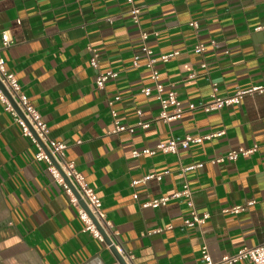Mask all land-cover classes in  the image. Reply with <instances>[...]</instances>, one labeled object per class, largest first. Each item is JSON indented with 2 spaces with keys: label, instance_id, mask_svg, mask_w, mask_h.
Masks as SVG:
<instances>
[{
  "label": "crops",
  "instance_id": "0c3cea01",
  "mask_svg": "<svg viewBox=\"0 0 264 264\" xmlns=\"http://www.w3.org/2000/svg\"><path fill=\"white\" fill-rule=\"evenodd\" d=\"M133 1L142 11L140 25L128 0H0V48L3 34L12 41L1 52L7 69L102 200L132 264H201L204 246L220 260L263 244L264 93L247 94L235 107L164 122L156 96L142 93L154 87L142 48L147 45L155 58L179 52L156 68L184 106L208 101L215 87L228 96L264 86V0ZM198 44L206 46L204 53L193 52ZM91 49L99 53L98 69L90 66ZM108 71L118 76L100 90L97 76ZM119 96L114 109L121 123L149 128L112 133L109 103ZM220 131L221 138L179 155L133 156L174 137ZM240 148L257 149L226 160ZM36 153L0 101V264H119L106 243L85 232L70 197ZM152 175L164 177L143 182ZM185 182L199 216H208L192 229L183 227L190 217L184 199L146 206L181 191ZM236 207L245 210L227 212Z\"/></svg>",
  "mask_w": 264,
  "mask_h": 264
},
{
  "label": "built area",
  "instance_id": "2783aa9c",
  "mask_svg": "<svg viewBox=\"0 0 264 264\" xmlns=\"http://www.w3.org/2000/svg\"><path fill=\"white\" fill-rule=\"evenodd\" d=\"M131 4L132 20L135 24L140 25L141 22V8L134 5L133 0H128ZM109 21V20H108ZM191 26L197 28V23H191ZM143 41L148 39L147 33H142ZM12 41L7 33L3 34V44L0 48V101L4 106L5 112L9 113L16 124H18L23 132V135L30 139L31 143L37 148L35 160L38 162H45L47 164V171L52 176L53 180L64 188L66 194L70 197L71 203L78 210L79 218L85 223V232H90L94 238L106 243L108 238L111 245L117 253L124 259L127 264H132L134 256L125 253L122 245L117 238V232L114 231L113 225L108 221L106 214L103 211L102 200L97 196L95 191L87 185L83 175L77 170L74 162L68 161L66 158L67 146L64 143L58 142L50 137V130L42 116V114L33 106L29 98L23 92L22 87L15 76L6 66V60L2 56V50L10 47ZM206 50L204 44H198L193 48L195 54H202ZM142 51L147 55L146 67L151 70V80L154 84L153 88H144L142 93L147 97L156 96L159 101L161 112L159 119L164 122H171L182 119L187 112L202 110L205 113L221 111L225 108L235 107L241 104L243 98L247 94L264 93V86L252 87L247 90H237L233 95L220 96L217 87L214 88L211 98L208 101H200L184 106L180 101L177 92L167 87L161 82V74L156 68L158 62L167 63L172 58L179 55V52L155 58L154 53L147 45H144ZM92 58L90 66L98 69L100 66V56L97 50L91 49ZM139 57H135L133 66L140 67ZM205 68L206 65H203ZM117 73L113 71L100 72L96 79L98 89L105 88L108 81L117 78ZM122 98L116 97L114 101H110L111 114L113 118L114 129L113 134L129 133L134 134L138 130H146L150 127L149 123L139 122L133 126H125L119 119L118 112L114 109L115 101ZM22 115V116H21ZM140 117H143L141 111L138 112ZM225 135L224 131L216 132L214 134L203 137L186 136L184 138L174 137L167 142H160L155 149H146L143 151H134V157L144 155L154 156L157 153L164 155H179L181 150H188L192 145L202 144L204 141H211L216 138H221ZM45 149L47 151H45ZM253 150H246L240 148L229 152L226 160L235 162L241 156H248L253 153ZM224 159L212 161V163H221ZM202 165L193 166L190 168H183L182 172L187 173L189 170H196ZM168 174V172H166ZM164 175H152L143 180L146 182L152 178L161 181ZM66 179L69 183L66 182ZM139 183V182H137ZM74 191H77L80 198L85 202L90 214L85 211L76 197ZM137 198V197H136ZM184 199L190 209V217L184 221V229H192L203 225L208 216L200 217L196 211L193 202V192L188 184L184 183L183 189L171 196L163 197L146 206L158 208L166 206L172 200ZM245 210L244 207H236L227 212L239 214ZM241 262H248L250 264H264V243L255 248H243L238 252L223 256L220 260H215L209 252L207 246H204L201 252V264H240Z\"/></svg>",
  "mask_w": 264,
  "mask_h": 264
},
{
  "label": "water",
  "instance_id": "95a60500",
  "mask_svg": "<svg viewBox=\"0 0 264 264\" xmlns=\"http://www.w3.org/2000/svg\"><path fill=\"white\" fill-rule=\"evenodd\" d=\"M21 116H22V115H21ZM45 151H47V150L45 149ZM66 182L69 183V181H68L67 179H66ZM69 184H70V183H69ZM70 186H71V184H70ZM71 187H72V186H71ZM74 193H75L76 197L78 198L81 207H82L85 211H87V212L90 214L87 205H86L85 202L80 198V196L78 195L77 191H74ZM105 241H106V244L110 247L111 243H110L109 239L106 238ZM110 250L113 252V254H115V256H116L117 261L119 262V264H127V263L124 261V259H123V258L117 253V251H116L115 249L111 248Z\"/></svg>",
  "mask_w": 264,
  "mask_h": 264
}]
</instances>
